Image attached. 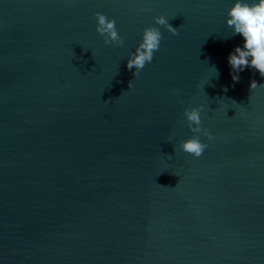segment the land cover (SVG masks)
<instances>
[{
	"label": "water",
	"instance_id": "water-1",
	"mask_svg": "<svg viewBox=\"0 0 264 264\" xmlns=\"http://www.w3.org/2000/svg\"><path fill=\"white\" fill-rule=\"evenodd\" d=\"M233 2L0 0V264H264V77L231 79ZM149 26L160 48L134 77Z\"/></svg>",
	"mask_w": 264,
	"mask_h": 264
},
{
	"label": "clouds",
	"instance_id": "clouds-1",
	"mask_svg": "<svg viewBox=\"0 0 264 264\" xmlns=\"http://www.w3.org/2000/svg\"><path fill=\"white\" fill-rule=\"evenodd\" d=\"M95 31L101 36L105 45L115 47L122 46L123 37L116 29V21L107 18L102 13H95ZM226 25L232 29V35L239 34L243 37V46H237L229 53L227 62L232 70L231 79L239 82V72L245 68H251L264 77V0H234L231 7L227 9ZM156 25H161L173 35H178V29L172 27L164 16L153 17ZM162 40L161 32L156 27H146L142 30L141 41L135 48L134 54L127 59L126 68L133 71V76L139 75L146 64L152 62L154 53L159 51ZM218 74V73H217ZM132 86L131 81L128 89ZM255 80L249 83L250 90L257 87ZM226 90V89H225ZM201 108L194 107L185 109L183 116L189 130L194 134L201 133ZM207 135V132L204 133ZM208 139H212L208 136ZM207 145L202 143L198 135L182 141L179 148L193 157H200ZM177 175V174H175ZM179 184V183H178Z\"/></svg>",
	"mask_w": 264,
	"mask_h": 264
}]
</instances>
